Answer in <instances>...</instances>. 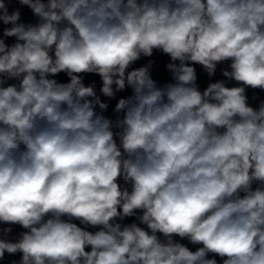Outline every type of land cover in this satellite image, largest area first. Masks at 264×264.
I'll use <instances>...</instances> for the list:
<instances>
[{
	"label": "clouds",
	"instance_id": "9594fccd",
	"mask_svg": "<svg viewBox=\"0 0 264 264\" xmlns=\"http://www.w3.org/2000/svg\"><path fill=\"white\" fill-rule=\"evenodd\" d=\"M19 4L35 23L0 0V260L264 264V100L247 95L264 0Z\"/></svg>",
	"mask_w": 264,
	"mask_h": 264
},
{
	"label": "rangeland",
	"instance_id": "374dc122",
	"mask_svg": "<svg viewBox=\"0 0 264 264\" xmlns=\"http://www.w3.org/2000/svg\"><path fill=\"white\" fill-rule=\"evenodd\" d=\"M4 2L7 4L8 6V10H9V14H11L13 11L15 10H20L21 12V20L19 22L21 23H35L36 19L35 17L32 16L30 9L27 8V6H21L19 4V0H4ZM4 27H7V25L3 24V21L0 20V34H2V30ZM9 42H11V38L9 39ZM149 58H141V60L137 61L135 64H133L131 67L133 68H138L141 67L145 64H147ZM155 61V65L154 68L152 70V76L153 79H155L158 84H163L166 83L170 80V75L167 73V71L165 70V64L168 62V57L163 56L159 53H154V56L151 58ZM227 67V64H223V65H219L217 68V73L216 75L212 78V82H215L216 80L219 79H224V77L221 74V69ZM197 72H198V83L201 86V89L205 88L207 86V84L209 83V79L207 77V75L202 71V69L197 66ZM58 79H60L62 82H65L67 80V77L64 74H60V76L58 77ZM92 81H95L97 84V89H99L100 87V78L94 74H88L85 78V83H91ZM235 82H229L228 86H233ZM131 93V90H127L123 93H118L117 95V99L120 96H126L129 95ZM247 95L249 97V103L250 105H252L253 107L258 106V103L260 100H264V92L260 91V90H252V89H248L247 90ZM255 97V98H254ZM102 99H106L104 97H102ZM116 103V100H112L109 102V109H108V113H106L107 115H111L112 113V109L114 108ZM133 218H129L128 220H126V223H130L132 222ZM78 223V222H77ZM3 227H7V225H3L0 224V229H2ZM13 227V231L11 234H9V239L15 240L19 233L23 231V229L18 226H12ZM92 230V229H89ZM0 235H2V233H0ZM177 239H179L177 237ZM182 243L187 244L188 242L182 241ZM190 248H192L193 250L195 249L196 246L193 245H188ZM20 258V254H16V255H8L7 253L5 254V257L3 260H0V264H11V262L13 260L18 261ZM219 260V258H218Z\"/></svg>",
	"mask_w": 264,
	"mask_h": 264
}]
</instances>
